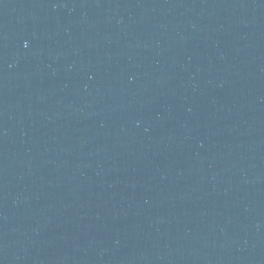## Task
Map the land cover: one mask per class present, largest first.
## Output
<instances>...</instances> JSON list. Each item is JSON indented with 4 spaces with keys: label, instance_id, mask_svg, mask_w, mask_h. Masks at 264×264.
<instances>
[{
    "label": "water",
    "instance_id": "1",
    "mask_svg": "<svg viewBox=\"0 0 264 264\" xmlns=\"http://www.w3.org/2000/svg\"><path fill=\"white\" fill-rule=\"evenodd\" d=\"M0 264H264V0H0Z\"/></svg>",
    "mask_w": 264,
    "mask_h": 264
}]
</instances>
